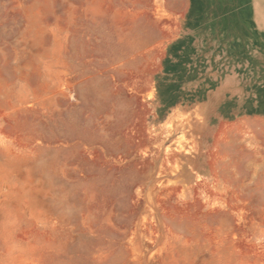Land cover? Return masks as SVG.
Instances as JSON below:
<instances>
[{
    "label": "rangeland",
    "instance_id": "obj_1",
    "mask_svg": "<svg viewBox=\"0 0 264 264\" xmlns=\"http://www.w3.org/2000/svg\"><path fill=\"white\" fill-rule=\"evenodd\" d=\"M98 10L0 0V264H264V0Z\"/></svg>",
    "mask_w": 264,
    "mask_h": 264
},
{
    "label": "crops",
    "instance_id": "obj_2",
    "mask_svg": "<svg viewBox=\"0 0 264 264\" xmlns=\"http://www.w3.org/2000/svg\"><path fill=\"white\" fill-rule=\"evenodd\" d=\"M89 10H90L91 18H95V16L96 17L98 16V12H99L98 0H89ZM71 13H74V12L72 11ZM71 15L72 14H70V16ZM185 20H186V22H189L188 18H186ZM163 39L160 38V43L162 42ZM185 40H187V41L193 40V45H191L192 49L190 48L189 42H188V44H186ZM195 41L196 40L194 37V33L192 31L191 32L185 31L183 34H179L177 37H174L171 39H164L163 42L161 43V45L164 46V56L161 57V59H160V62H161L160 69H162L164 71L174 70L177 67V65H179V63H180L179 58H180V51H182V47L186 48L183 51H187V55L185 57L186 64L193 63L195 61V58L192 56L196 55V53H194L196 51V46H195L196 42ZM188 46H189V52L187 50ZM63 51L64 52H59V57H60L59 63L65 66L67 64L66 58L69 55V53L66 52V49H64ZM183 51L181 52V55H182ZM90 53H91V55L96 56V60H99V59L103 60L101 56L108 55L107 52L103 53L102 51H99V49L97 47H92ZM98 56H100V57H98ZM68 59H70V57ZM165 82H166V80H165ZM148 94H149V91H147V89H145V88H143L139 91V95L144 99H146L148 97Z\"/></svg>",
    "mask_w": 264,
    "mask_h": 264
},
{
    "label": "bare ground",
    "instance_id": "obj_3",
    "mask_svg": "<svg viewBox=\"0 0 264 264\" xmlns=\"http://www.w3.org/2000/svg\"><path fill=\"white\" fill-rule=\"evenodd\" d=\"M150 60V59H149ZM147 61V60H146ZM148 62H150V61H148ZM146 65H147V63H146ZM146 65H145V67H146ZM149 67H152L151 65L149 66Z\"/></svg>",
    "mask_w": 264,
    "mask_h": 264
}]
</instances>
